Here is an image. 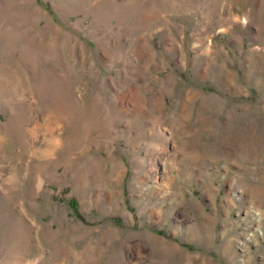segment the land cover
Wrapping results in <instances>:
<instances>
[{"label":"rangeland","instance_id":"rangeland-1","mask_svg":"<svg viewBox=\"0 0 264 264\" xmlns=\"http://www.w3.org/2000/svg\"><path fill=\"white\" fill-rule=\"evenodd\" d=\"M0 264H264V0H0Z\"/></svg>","mask_w":264,"mask_h":264},{"label":"bare ground","instance_id":"bare-ground-1","mask_svg":"<svg viewBox=\"0 0 264 264\" xmlns=\"http://www.w3.org/2000/svg\"><path fill=\"white\" fill-rule=\"evenodd\" d=\"M54 112H55V111H54ZM49 130H50V129H49ZM54 131H55V130H54ZM54 131L51 132V136H52V137H56L55 134H54V133H55ZM56 132H57V131H56ZM57 134H58V133H57ZM57 137H58V136H57ZM60 140H61V139H60ZM58 141H59V140H58ZM46 155H47V154H46ZM54 161H55V160H54ZM227 248H229V245H228V244H226V246H225V249H226V250H227Z\"/></svg>","mask_w":264,"mask_h":264}]
</instances>
